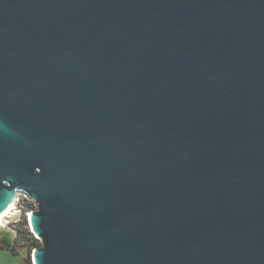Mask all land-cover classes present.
Listing matches in <instances>:
<instances>
[{
  "label": "water",
  "instance_id": "1",
  "mask_svg": "<svg viewBox=\"0 0 264 264\" xmlns=\"http://www.w3.org/2000/svg\"><path fill=\"white\" fill-rule=\"evenodd\" d=\"M33 264H264V0H0V214Z\"/></svg>",
  "mask_w": 264,
  "mask_h": 264
},
{
  "label": "rangeland",
  "instance_id": "2",
  "mask_svg": "<svg viewBox=\"0 0 264 264\" xmlns=\"http://www.w3.org/2000/svg\"><path fill=\"white\" fill-rule=\"evenodd\" d=\"M19 203L15 205L13 213L14 217H7L3 220L4 227L0 229V247L3 245L4 238L7 237L6 242L12 245L8 250H2L0 248V264H33L32 263V248L27 241L28 234L21 226V222L26 212H31L35 209L34 204L26 198V196L20 194L17 196ZM16 227L12 225L19 221ZM6 228H10L7 230ZM2 229H6L9 233L4 236ZM16 230V232H14ZM21 230V232L19 231ZM20 232V233H19ZM21 234V235H20Z\"/></svg>",
  "mask_w": 264,
  "mask_h": 264
},
{
  "label": "built area",
  "instance_id": "3",
  "mask_svg": "<svg viewBox=\"0 0 264 264\" xmlns=\"http://www.w3.org/2000/svg\"><path fill=\"white\" fill-rule=\"evenodd\" d=\"M28 200H29V199H28ZM17 203H19V199L16 197V200H15V202H14V210H15V205H16ZM12 214H14V213L12 212ZM30 214H31V212H26V213H25V216H24V218H23V220H24V226H22V227H23V228L25 229V231L28 233V237L32 236L34 239L38 240L37 237L34 235L33 231H32L31 228H30V224H29V217H30ZM9 216H10V215H9ZM19 222H20V220L17 221V222H15L12 226H13V227H16V225H18ZM6 229L9 230L10 228H6ZM14 232H16V230H15ZM33 250H34V249H33ZM33 250H32V252H33Z\"/></svg>",
  "mask_w": 264,
  "mask_h": 264
},
{
  "label": "bare ground",
  "instance_id": "4",
  "mask_svg": "<svg viewBox=\"0 0 264 264\" xmlns=\"http://www.w3.org/2000/svg\"><path fill=\"white\" fill-rule=\"evenodd\" d=\"M15 200H16V199H15ZM15 200H14L13 203L7 208V210H6L5 212H3L2 214H0V229H1L2 227H4L3 222H4L5 220H3V219H5V218H7V217L11 218V217H14V216H15V214H12V212L14 211V202H15ZM9 215H10V216H9Z\"/></svg>",
  "mask_w": 264,
  "mask_h": 264
},
{
  "label": "trees",
  "instance_id": "5",
  "mask_svg": "<svg viewBox=\"0 0 264 264\" xmlns=\"http://www.w3.org/2000/svg\"><path fill=\"white\" fill-rule=\"evenodd\" d=\"M21 226H24V220L21 222ZM20 232H21V230H19ZM19 232V233H20ZM26 232V231H25ZM27 233V232H26ZM28 234V233H27ZM21 235V234H20ZM28 239H27V241L29 242V245H30V247L32 248L31 250H33V249H36V248H38L39 246H40V242L38 241V240H36V239H34L32 236H30V237H27Z\"/></svg>",
  "mask_w": 264,
  "mask_h": 264
},
{
  "label": "flooded vegetation",
  "instance_id": "6",
  "mask_svg": "<svg viewBox=\"0 0 264 264\" xmlns=\"http://www.w3.org/2000/svg\"><path fill=\"white\" fill-rule=\"evenodd\" d=\"M2 231L4 233V236L8 235V233H9L6 229H2ZM6 240H7V237L4 238L3 245L0 247L2 250H8V248L12 245V242L7 243Z\"/></svg>",
  "mask_w": 264,
  "mask_h": 264
}]
</instances>
